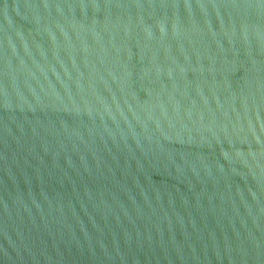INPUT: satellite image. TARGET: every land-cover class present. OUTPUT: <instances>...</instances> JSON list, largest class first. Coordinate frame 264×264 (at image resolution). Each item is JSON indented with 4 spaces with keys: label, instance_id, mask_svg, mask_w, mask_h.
Wrapping results in <instances>:
<instances>
[{
    "label": "water",
    "instance_id": "obj_1",
    "mask_svg": "<svg viewBox=\"0 0 264 264\" xmlns=\"http://www.w3.org/2000/svg\"><path fill=\"white\" fill-rule=\"evenodd\" d=\"M0 264H264V0H0Z\"/></svg>",
    "mask_w": 264,
    "mask_h": 264
}]
</instances>
